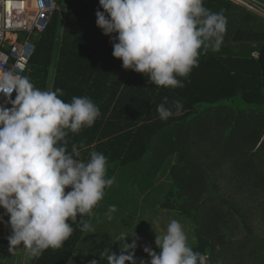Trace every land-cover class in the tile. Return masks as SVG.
I'll use <instances>...</instances> for the list:
<instances>
[{
	"label": "trees",
	"instance_id": "16d2710c",
	"mask_svg": "<svg viewBox=\"0 0 264 264\" xmlns=\"http://www.w3.org/2000/svg\"><path fill=\"white\" fill-rule=\"evenodd\" d=\"M204 7L223 13L226 33L219 51L201 50L198 66L178 77L182 88L158 87L122 67L96 26L99 0H66L62 22L55 10L47 29L32 36L35 51L24 75L41 90L62 89L65 102L87 96L99 107L93 126L69 133V151L76 144L85 160L91 151L103 153L109 178L140 172L141 191L165 171L172 181L165 208L191 226V246L208 264H264V19L231 0H204ZM164 97L167 106L181 100L182 114L162 121L156 108ZM113 187L83 217L90 225L116 197ZM72 227L62 247L31 264H68L87 232ZM132 241L127 235L124 243ZM122 245L114 238L102 264ZM7 246L0 238V258Z\"/></svg>",
	"mask_w": 264,
	"mask_h": 264
},
{
	"label": "clouds",
	"instance_id": "9594fccd",
	"mask_svg": "<svg viewBox=\"0 0 264 264\" xmlns=\"http://www.w3.org/2000/svg\"><path fill=\"white\" fill-rule=\"evenodd\" d=\"M99 7L103 11L95 12V23L110 38L113 57L158 87H184L178 77L187 78L198 66L201 50L219 51L227 29V18L204 7V0H99ZM0 94V208L9 217V250L22 245L30 258H39L49 248L62 247L74 231L72 224L92 231L83 217L92 214L114 183L103 153L91 151L85 160L76 144L71 151L68 147L69 133L93 126L101 113L87 96L65 102L62 89L41 90L27 75L2 64ZM167 105L164 97L156 108L162 121L182 114L181 100ZM127 235L115 237L123 245L119 255L107 254V264H137L136 240L124 243ZM155 245L159 253L143 247L150 259L140 264H208V256L193 250L176 219L156 235Z\"/></svg>",
	"mask_w": 264,
	"mask_h": 264
},
{
	"label": "rangeland",
	"instance_id": "374dc122",
	"mask_svg": "<svg viewBox=\"0 0 264 264\" xmlns=\"http://www.w3.org/2000/svg\"><path fill=\"white\" fill-rule=\"evenodd\" d=\"M54 1L58 8L56 9L58 19L62 22L66 0ZM231 1L264 19V9L262 10L261 6L250 2L251 0L245 1L255 6L253 9L244 0ZM258 1L264 4V0ZM174 161L175 158H172L166 163L172 165ZM147 171L150 170L147 169ZM129 172L122 174V172L117 171L116 176H114L116 187L111 190L112 196L117 193L116 197L110 199V202L105 204L107 207H104V210H99L96 214L91 223L93 230L85 233L68 264H90L92 260L100 261V264H102L101 254L105 256L112 247L114 238L122 233L129 234L133 240H136L137 247L134 255L137 264H140L141 259L147 262L150 258L143 251V247L148 246L159 253V249L155 245L156 235L164 234L168 223L172 219H176L182 224L188 236V243L193 244L194 235L192 236L190 233L191 226L183 221L180 215L171 216L165 208V194L172 184V181L163 175L165 171L162 170L157 174L152 180V187L148 185L143 191L137 185V181L141 177L140 172L136 171L133 174ZM122 178L127 180L131 178L133 183L127 182L126 185H120L118 179ZM68 190L70 189H65V191ZM140 192H143V194ZM112 205H115L117 210L110 213L109 208ZM0 216H3L4 220L3 223H0V238L7 239L11 234V229L7 226L9 217L4 214L2 208H0ZM0 264H31V258L27 251L22 248V245L10 251L8 243L0 258Z\"/></svg>",
	"mask_w": 264,
	"mask_h": 264
},
{
	"label": "built area",
	"instance_id": "2783aa9c",
	"mask_svg": "<svg viewBox=\"0 0 264 264\" xmlns=\"http://www.w3.org/2000/svg\"><path fill=\"white\" fill-rule=\"evenodd\" d=\"M251 2L264 9V4ZM55 7L54 0H0V64L22 75L26 72L35 51L32 36L47 29Z\"/></svg>",
	"mask_w": 264,
	"mask_h": 264
},
{
	"label": "bare ground",
	"instance_id": "6f19581e",
	"mask_svg": "<svg viewBox=\"0 0 264 264\" xmlns=\"http://www.w3.org/2000/svg\"><path fill=\"white\" fill-rule=\"evenodd\" d=\"M57 9V6L55 7V10ZM24 75V74H23Z\"/></svg>",
	"mask_w": 264,
	"mask_h": 264
},
{
	"label": "crops",
	"instance_id": "0c3cea01",
	"mask_svg": "<svg viewBox=\"0 0 264 264\" xmlns=\"http://www.w3.org/2000/svg\"><path fill=\"white\" fill-rule=\"evenodd\" d=\"M258 1V0H257ZM259 2V1H258Z\"/></svg>",
	"mask_w": 264,
	"mask_h": 264
}]
</instances>
